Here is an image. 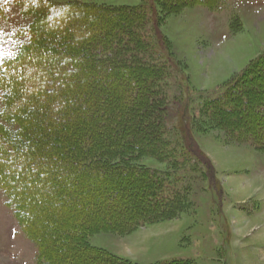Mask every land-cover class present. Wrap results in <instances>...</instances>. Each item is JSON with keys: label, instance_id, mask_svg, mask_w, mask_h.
Wrapping results in <instances>:
<instances>
[{"label": "trees", "instance_id": "trees-1", "mask_svg": "<svg viewBox=\"0 0 264 264\" xmlns=\"http://www.w3.org/2000/svg\"><path fill=\"white\" fill-rule=\"evenodd\" d=\"M30 4L23 11L32 17L25 39L0 65V119L12 126L0 125L6 206L35 245L37 264H137L85 239L98 230L126 234L180 203L177 196L163 197L167 175L139 162L143 156L165 160L161 88L169 61L145 53L144 5ZM242 75L236 81L246 82L225 91L215 115L235 125L244 108L248 123L264 125V53ZM253 83L259 91L250 90ZM236 136L258 138L253 128ZM96 178L103 191L87 202L85 186ZM122 179L130 185L119 187ZM43 194L46 208L36 201ZM55 201L64 205L58 214ZM46 215L53 222L50 235L41 232ZM154 264L193 263L172 258Z\"/></svg>", "mask_w": 264, "mask_h": 264}, {"label": "rangeland", "instance_id": "rangeland-1", "mask_svg": "<svg viewBox=\"0 0 264 264\" xmlns=\"http://www.w3.org/2000/svg\"><path fill=\"white\" fill-rule=\"evenodd\" d=\"M32 1L0 0V65L24 41L32 17L23 11ZM49 1L109 8L144 5L145 53L169 61L161 88L165 160L143 156L139 162L165 173L163 197L177 196L180 203L163 218L126 234L95 231L87 235V245L137 264L172 258L193 264H264V125L248 123L244 108L235 125L215 115L217 100L222 106L225 91L247 80L236 81V76L242 78L264 53V0ZM249 88L259 91L254 83ZM1 95L0 90V112L5 108ZM1 124L12 129L2 119ZM245 128L255 129L258 138H238L236 132ZM88 183L86 200L95 202L103 182L96 178ZM121 184L125 188L130 182L122 179ZM36 201L46 208L44 194ZM5 202L0 188V264H37L35 245ZM59 208L63 203L57 202L53 211L58 214ZM41 221L47 222L41 232L49 229L50 235L52 220L46 215Z\"/></svg>", "mask_w": 264, "mask_h": 264}, {"label": "crops", "instance_id": "crops-1", "mask_svg": "<svg viewBox=\"0 0 264 264\" xmlns=\"http://www.w3.org/2000/svg\"><path fill=\"white\" fill-rule=\"evenodd\" d=\"M136 263V262H135Z\"/></svg>", "mask_w": 264, "mask_h": 264}]
</instances>
